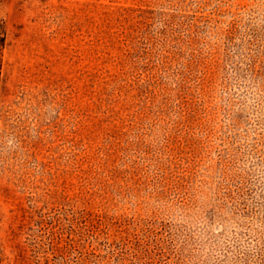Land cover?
Listing matches in <instances>:
<instances>
[{"label":"rangeland","instance_id":"1","mask_svg":"<svg viewBox=\"0 0 264 264\" xmlns=\"http://www.w3.org/2000/svg\"><path fill=\"white\" fill-rule=\"evenodd\" d=\"M0 264H264V0H0Z\"/></svg>","mask_w":264,"mask_h":264},{"label":"trees","instance_id":"2","mask_svg":"<svg viewBox=\"0 0 264 264\" xmlns=\"http://www.w3.org/2000/svg\"><path fill=\"white\" fill-rule=\"evenodd\" d=\"M4 42H5V35H4L3 30L0 28V48L3 47Z\"/></svg>","mask_w":264,"mask_h":264}]
</instances>
